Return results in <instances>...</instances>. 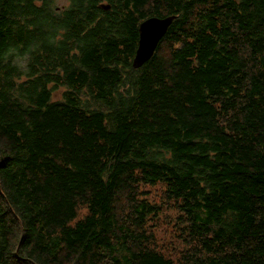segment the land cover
Returning <instances> with one entry per match:
<instances>
[{
	"label": "trees",
	"instance_id": "16d2710c",
	"mask_svg": "<svg viewBox=\"0 0 264 264\" xmlns=\"http://www.w3.org/2000/svg\"><path fill=\"white\" fill-rule=\"evenodd\" d=\"M0 264H264V0H0Z\"/></svg>",
	"mask_w": 264,
	"mask_h": 264
},
{
	"label": "water",
	"instance_id": "95a60500",
	"mask_svg": "<svg viewBox=\"0 0 264 264\" xmlns=\"http://www.w3.org/2000/svg\"><path fill=\"white\" fill-rule=\"evenodd\" d=\"M108 8V6H102ZM175 15L149 16L138 27V43L133 57L135 64L145 63L155 52L160 39L166 33Z\"/></svg>",
	"mask_w": 264,
	"mask_h": 264
},
{
	"label": "rangeland",
	"instance_id": "374dc122",
	"mask_svg": "<svg viewBox=\"0 0 264 264\" xmlns=\"http://www.w3.org/2000/svg\"><path fill=\"white\" fill-rule=\"evenodd\" d=\"M54 3L55 5H58V6H65L68 3V0H54ZM55 96H58V93H56ZM143 189L145 191V195H147L149 198L153 200H158V195L160 191L159 185H156V186L147 185ZM83 212H85V210L81 209L80 214ZM159 223H160L159 229L156 230V237L160 241L161 245L163 246L170 239V234H169L170 229L167 224L161 223V222Z\"/></svg>",
	"mask_w": 264,
	"mask_h": 264
},
{
	"label": "bare ground",
	"instance_id": "6f19581e",
	"mask_svg": "<svg viewBox=\"0 0 264 264\" xmlns=\"http://www.w3.org/2000/svg\"><path fill=\"white\" fill-rule=\"evenodd\" d=\"M176 16V15H175ZM135 54V53H134ZM134 57V56H133ZM131 64H132V66L134 67V68H137V67H140L142 64H135L134 63V61H133V58H132V60H131ZM29 153V152H28ZM24 154V153H23ZM47 154V153H46ZM27 155V154H26ZM44 156H45V154H44ZM25 157V156H24ZM58 158V157H57ZM56 158V159H57ZM53 160V159H52ZM55 161V160H54ZM167 174V173H166ZM162 178V177H161Z\"/></svg>",
	"mask_w": 264,
	"mask_h": 264
}]
</instances>
